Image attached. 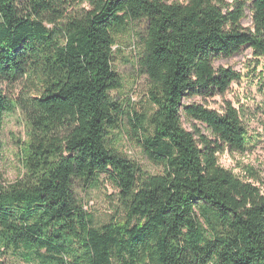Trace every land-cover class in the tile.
I'll list each match as a JSON object with an SVG mask.
<instances>
[{
    "label": "trees",
    "instance_id": "1",
    "mask_svg": "<svg viewBox=\"0 0 264 264\" xmlns=\"http://www.w3.org/2000/svg\"><path fill=\"white\" fill-rule=\"evenodd\" d=\"M130 32L145 114L113 94ZM244 49L264 57V0H0V151L6 114L21 110L28 125L25 174L0 184V264H264V194L218 162L246 151L240 114L186 102L224 95L238 75L215 62ZM126 117L161 173L115 145ZM102 176L124 216L100 224L77 186Z\"/></svg>",
    "mask_w": 264,
    "mask_h": 264
},
{
    "label": "rangeland",
    "instance_id": "2",
    "mask_svg": "<svg viewBox=\"0 0 264 264\" xmlns=\"http://www.w3.org/2000/svg\"><path fill=\"white\" fill-rule=\"evenodd\" d=\"M234 1L228 0L230 3ZM243 25L252 26V14L249 10L246 11ZM118 45L114 68L123 80V89L113 94L125 104L126 110L130 113L133 111L148 113L152 110L149 80L139 72L137 65L141 53L139 39L135 32H130L118 39ZM215 67L234 71L238 79L230 85L224 95L197 97L186 102L199 103L219 112H223L229 102L238 110L248 134L246 151L231 152L226 148L218 155V162L220 166L232 171L242 180L258 187L264 194V57L255 58L250 49H244L231 58L217 60ZM3 88L7 95L17 98L22 92L23 84L4 85ZM185 127L190 129L188 122H185ZM130 129L129 119L126 117L120 130L113 134L115 145L149 173H161L163 169L151 164L136 141L130 137ZM27 134V120L21 110L5 115L2 131L3 148L0 151V184L13 183L24 176L23 149ZM101 180L97 188L78 185L77 194L86 204V209L94 214L97 222L103 224L113 217L124 216V213L120 207L118 191L106 181L104 176ZM14 263L31 264L22 261Z\"/></svg>",
    "mask_w": 264,
    "mask_h": 264
}]
</instances>
